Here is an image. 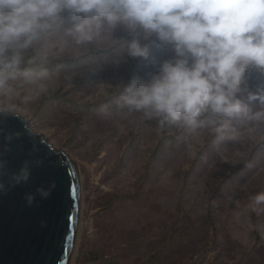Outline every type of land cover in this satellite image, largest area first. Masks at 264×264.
I'll use <instances>...</instances> for the list:
<instances>
[{"label": "rangeland", "instance_id": "1", "mask_svg": "<svg viewBox=\"0 0 264 264\" xmlns=\"http://www.w3.org/2000/svg\"><path fill=\"white\" fill-rule=\"evenodd\" d=\"M67 17V14H65ZM72 21L27 56H47L48 91L15 88L16 114L74 161L81 181L78 236L70 264H264V119L231 120L223 139L194 135L135 109L117 108L119 85L144 80L174 53L153 37L150 56L129 58L133 38L105 27L76 43ZM250 89L264 75L248 72ZM254 107H257L253 105Z\"/></svg>", "mask_w": 264, "mask_h": 264}, {"label": "clouds", "instance_id": "2", "mask_svg": "<svg viewBox=\"0 0 264 264\" xmlns=\"http://www.w3.org/2000/svg\"><path fill=\"white\" fill-rule=\"evenodd\" d=\"M69 17L78 44L93 41L105 27L113 33L123 28L133 36L122 38L129 58L147 59L146 41L153 37L174 53L155 62L147 80L119 85L117 108L194 135L207 129L218 139L232 131L231 120L264 119V89L253 92L248 77L250 70L264 75V0H0V117L16 115L13 84L33 86L20 101L25 104L48 91L47 56L26 54ZM4 167L0 156V174ZM14 175L23 183L31 170L25 174L22 166ZM4 187L0 180V192ZM250 199L259 214L264 192ZM27 200L31 204L34 196Z\"/></svg>", "mask_w": 264, "mask_h": 264}, {"label": "water", "instance_id": "3", "mask_svg": "<svg viewBox=\"0 0 264 264\" xmlns=\"http://www.w3.org/2000/svg\"><path fill=\"white\" fill-rule=\"evenodd\" d=\"M0 156V264H70L81 213L77 164L17 114L0 117ZM22 166L31 176L17 183Z\"/></svg>", "mask_w": 264, "mask_h": 264}]
</instances>
